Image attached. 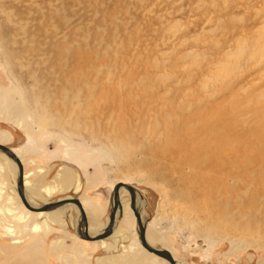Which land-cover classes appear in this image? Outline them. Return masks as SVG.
I'll return each mask as SVG.
<instances>
[{
    "label": "rangeland",
    "instance_id": "1",
    "mask_svg": "<svg viewBox=\"0 0 264 264\" xmlns=\"http://www.w3.org/2000/svg\"><path fill=\"white\" fill-rule=\"evenodd\" d=\"M0 131L38 206L78 197L97 232L127 182L178 264H264V0H0ZM11 169L0 156V264H83L77 206L29 211ZM123 244L92 264H167Z\"/></svg>",
    "mask_w": 264,
    "mask_h": 264
},
{
    "label": "water",
    "instance_id": "2",
    "mask_svg": "<svg viewBox=\"0 0 264 264\" xmlns=\"http://www.w3.org/2000/svg\"><path fill=\"white\" fill-rule=\"evenodd\" d=\"M0 150L5 152L11 159L15 160V162L17 163L19 167L17 189H18V192L20 194L23 204L31 211L40 212V211H49V210L55 209L67 203H74L75 205L78 206L80 210L81 219H82V221L80 222L81 225L80 227H78L77 231L79 235L83 239H86V240H101V239L107 238L112 233L113 227L117 221V211L118 210L120 211L119 215L122 216L123 214V207L120 201V189L124 187L130 193V199H131L130 206L136 217L138 235H139V239H140L142 246L145 249H147L149 252L154 253L158 257L169 261L170 264H177L174 256L168 249L155 247L148 242L146 238V229H147L146 222L143 221L141 212L138 208L137 188L135 187V185L124 183L122 181H119L114 185L113 194H112V208L110 211L109 223L103 231H101L100 233L96 235H91L88 230L87 216H86L85 209L78 197H72L71 199H63V200L59 199L54 202L46 203L40 207L31 206L27 197L24 194V171H23V164H22L21 159L16 153H14V151L10 147H8L5 144L0 143Z\"/></svg>",
    "mask_w": 264,
    "mask_h": 264
},
{
    "label": "bare ground",
    "instance_id": "3",
    "mask_svg": "<svg viewBox=\"0 0 264 264\" xmlns=\"http://www.w3.org/2000/svg\"><path fill=\"white\" fill-rule=\"evenodd\" d=\"M225 66V65H224ZM229 67V66H228ZM32 78L34 79V76H32ZM65 81V80H64ZM35 83H36V88L37 89H40L41 91H42V88L44 87L43 86V84H45L44 82H42V81H40L39 79H36V81H35ZM19 86H20V88H21V90H24V88H23V86H22V84H21V82L19 81ZM47 89V88H46ZM11 101L9 102V108L7 109V113L8 114H10V115H12V119L13 120H17L18 118H19V116H21L20 115V108H19V102H17L16 101V96H11V99H10ZM40 104V103H39ZM38 105V104H37ZM39 107V106H38ZM31 115L33 116V115H35V110H31ZM32 120V119H31ZM29 122H30V120H29ZM18 125H21L22 123H17ZM38 124H39V126L40 127H42V128H46V120H45V118H41L40 120H39V122H38ZM31 125V124H30ZM47 126H49V122L47 123ZM7 138V135H6V133H5V131H0V140H5ZM11 148V147H10ZM13 151H14V153H16L18 156H19V154H18V152L15 150V149H13V148H11ZM164 152H168V150H166V149H162ZM180 150V149H179ZM181 151V150H180ZM0 156H2V157H4L5 158V160H6V164L9 166V167H11L12 169H11V171L13 170V173H14V176H15V184H16V187H17V182H18V176H19V167H18V165H17V163L15 162V160H13V159H11L5 152H3V151H1L0 150ZM19 158H20V156H19ZM21 159V158H20ZM21 161H22V159H21ZM22 164H23V171H24V194H25V196L27 197V199H28V201H29V203L31 204V206H33V207H40V206H38L37 205V203H34V200L32 199L33 197H31V196H29V194H28V192H27V188H26V183H25V167H24V163H23V161H22ZM178 164V163H177ZM70 177H72V174L70 173V172H68V171H64V172H62L61 174H60V180H61V183H62V185H63V187H65V188H70V186L72 185V180H71V178ZM123 182V181H122ZM124 183H127V182H124ZM128 184H130V183H128ZM136 187V186H135ZM55 188V186L54 185H52V187L50 188V189H54ZM137 188V187H136ZM28 191H30V190H28ZM51 192H53V190L51 191ZM127 193H129L128 191H127V189H125L124 187L123 188H121L120 189V201H121V204H122V207H123V214H122V216L124 215V213H125V207H126V212H127V216H130V215H132V214H134V212H133V210H132V208H131V206H130V203H131V199H130V193H129V195H128V197H127ZM139 190H138V188H137V204H138V208H139V210H140V212H141V215H142V218H143V221H144V217H143V213H142V211H141V205H145V201L140 197V195H139ZM17 195H18V197L19 198H21L20 197V194H19V192H18V189H17ZM73 196H71V195H69V196H65V197H61V198H59L60 200H63V199H71ZM127 197V198H126ZM58 199V200H59ZM80 199V198H79ZM57 201V200H56ZM80 201H81V203H82V205H83V207H84V209H85V206H84V204H83V202H82V200L80 199ZM51 202H54V201H51ZM46 203H50V201H47ZM45 203V204H46ZM74 205L75 206V204L74 203H67V204H64V205H61V206H59V207H57V208H55V209H52V210H49V211H40V212H37V213H39V214H44V213H47L48 212V217L51 219V221H53V222H56L57 220H58V218H60V216H61V214H64V212H66V210H68L67 208H71L70 207V205ZM68 205V206H67ZM77 206V205H76ZM26 207V206H25ZM27 208V207H26ZM77 208H78V206H77ZM28 209V208H27ZM79 209V208H78ZM29 211H31L30 209H28ZM31 212H36V211H31ZM85 212H86V209H85ZM119 213H120V211L118 210L117 211V221H116V223H115V225H114V227H113V230L115 231V232H113V233H115V236H116V234H119L120 232L117 230H115V228H116V226H117V223H118V221L119 220H121V218H122V216L121 215H119ZM79 214H80V210H79ZM126 214V213H125ZM86 216H87V224H88V230H89V232H90V234L91 233H95V231H91V229H90V222H89V218H88V215H87V212H86ZM126 216V217H127ZM131 217V216H130ZM136 218V217H135ZM131 219V218H130ZM128 222V221H127ZM144 222H146V227H147V221H144ZM100 232V231H99ZM98 233V232H97ZM92 235V234H91ZM146 238H147V240H148V242L151 244V245H153V243H152V241H151V238H150V234H149V232H148V229H146ZM127 239V238H126ZM138 239H139V235H138ZM139 242H140V239H139ZM244 242H246V240H244L243 242H241L242 244L240 245V244H238V246H244ZM140 244H141V242H140ZM248 244L249 245H255V246H257L259 243H257V244H253L251 241H249L248 242ZM116 245V244H115ZM154 246V245H153ZM116 246H110V247H108L109 249H113V248H115ZM141 247H142V249H143V251H145V253H149V255H155L154 253H151V252H149L147 249H145L143 246H142V244H141ZM159 248H161V247H159ZM170 251V250H169ZM171 252V251H170ZM172 253V252H171ZM33 255H35L36 256V253H33ZM32 255V256H33ZM172 255H173V253H172ZM39 256V255H38ZM37 256V257H38ZM155 256H157V255H155ZM174 256V255H173ZM41 257V256H40ZM158 257V256H157ZM158 258H160V257H158ZM175 258V257H174ZM36 258H34L33 260H35ZM40 259V258H39ZM161 259H163V258H161ZM164 260V262L165 263H167V264H170L169 263V261H167V260H165V259H163ZM175 260H176V263L178 264V262H177V259L175 258Z\"/></svg>",
    "mask_w": 264,
    "mask_h": 264
},
{
    "label": "crops",
    "instance_id": "4",
    "mask_svg": "<svg viewBox=\"0 0 264 264\" xmlns=\"http://www.w3.org/2000/svg\"><path fill=\"white\" fill-rule=\"evenodd\" d=\"M17 197H18V195H17ZM147 200H148V197H147ZM111 208H112V202H110L109 208H107L108 209V212H107L108 214H107V217H105V219H104V224H103L104 226H102L101 230H99L100 232L103 231L107 227V225L109 223V220H110L109 216H110ZM125 213L122 216L121 220L118 221L117 226L115 228L116 231L118 230L120 232L119 234H116V236H115V233H113L115 231L113 230L112 233L107 238H104V239H101V240H86V239L82 238L81 240L72 241L71 243L67 244L69 246L70 251H72V252L73 251L74 252L77 251L78 254L80 256H82V257L84 255L86 257V259L84 260L83 264H92L91 261L93 260L92 259L93 256H92L91 253H94L95 251H98L100 249H103L104 251H106L107 252V256H110V253L115 252L118 249H121L124 246L123 243H125V241L130 242V244L128 245L129 246L128 247L129 250L135 251L136 249H133L132 247L133 246H136V247L138 246V242L139 241L133 242L134 240H136V236H137V239H138V233L134 229H131V227L129 229H127L126 226L131 224L132 220L135 223L136 222V218H135L134 214H132L131 217L127 216L126 207H125ZM64 214H61V216L64 215ZM90 229H91V225H90ZM129 230H131V231H129ZM99 231H97V232L100 233ZM125 231H129V233H130V235H128V239L124 238V235L127 236V233H125ZM97 232L91 233V234L92 235H96V234H98ZM64 245H65L64 239L56 240L52 244L53 250L55 252H57ZM110 246H116V247L113 248V249H109L108 247H110ZM123 250L125 251L126 249H123ZM107 256H104L103 257L104 259H100L102 261H99V262L101 264H124V263H117V262L113 263V261H110L111 259H109ZM114 256H115V254H114ZM116 256H118V255L116 254ZM100 258H101V256H100ZM63 264H72V263L70 262V260L68 258V259L64 260ZM180 264H181V262H180Z\"/></svg>",
    "mask_w": 264,
    "mask_h": 264
}]
</instances>
